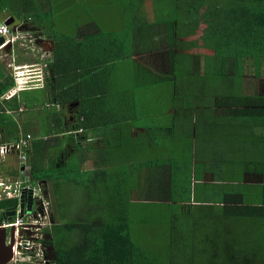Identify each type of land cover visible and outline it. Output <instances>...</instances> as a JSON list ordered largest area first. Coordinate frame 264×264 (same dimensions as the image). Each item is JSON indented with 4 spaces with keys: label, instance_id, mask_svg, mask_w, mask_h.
<instances>
[{
    "label": "trees",
    "instance_id": "trees-1",
    "mask_svg": "<svg viewBox=\"0 0 264 264\" xmlns=\"http://www.w3.org/2000/svg\"><path fill=\"white\" fill-rule=\"evenodd\" d=\"M179 1L183 2L180 9L191 8L185 13L188 17H179V20L178 17H171V20H177V24L176 28L169 31V35L165 25L170 18L162 21L163 27L159 26L160 29H157L159 36L161 34L164 35L163 38L168 39L169 49L166 54L169 53V61L166 60V72L149 69L133 59L136 53L161 49V46L155 43L148 50L135 46L134 38L129 32L136 28V16L140 15L142 7V3L138 7L135 0H118L122 4L134 5L130 7L123 4L124 8L129 7L130 12L129 15L123 9L122 13L123 22L131 20L128 26L132 29L128 31L124 28L128 34V42H120L115 36L109 37L110 41L107 43H102V35L72 41L79 45L77 49L83 53L78 52L80 55H87L86 57L96 62L92 64L87 59L81 60L80 64L87 68L88 76L103 68L107 56L108 65L121 63L128 66L129 70H139L142 76L136 78V75L132 74V78L141 87L162 85L171 89L170 92H165L166 97L171 98L170 104L161 109L156 119L162 114L173 118L172 126L163 125L161 131L164 140L168 139V142L175 146L170 151L161 146L159 149L168 151L165 153L150 147L146 149L138 139L145 133L150 135V128L138 136L125 135L130 130L127 129L128 124L112 119L107 124H99L100 120L91 126V130H105L107 135L102 136L98 140L99 143H92L87 148V151L96 153L92 156L96 167L91 169V178L88 180H77L74 177V181H70V176L62 178L64 173L61 176H47L49 169L42 171L41 167L37 166L38 163L33 164V179L46 181L47 188L51 186L48 182L64 180L62 182L68 186L74 182L87 205L84 207L85 211L69 216L63 214L64 210L56 199V215L50 200L54 223L47 228L46 246L54 248L55 258H49V264H264L263 249L256 244L258 238L253 240L252 233L255 225L264 222V201L256 203L260 199L254 195L247 197V193L241 191L234 195L235 191L232 190L231 194L211 202V198L198 197L199 192L197 188L194 189L192 178L187 175L193 157L189 138L199 139L196 140L197 147L202 144L196 130L195 115L203 109L205 111L198 115L199 118L212 116L215 112L232 113L233 100L230 103L220 100L223 90L225 95H230L238 88L237 94L244 99L239 102L242 108L244 106L243 111L261 117L260 127L264 135V79L261 77L264 65V0H178L177 5L180 4ZM32 6L34 3H31ZM21 9L16 0H0V18L1 15L7 14L14 17V13L21 12ZM41 16L47 17L36 10L29 12L24 19L33 20L31 24L34 25L36 21L40 22ZM195 21L196 24H206L202 31L198 30L200 24L190 30L189 23L193 24ZM180 29L187 32L184 37H187L188 41L192 34L200 36L190 41L194 42L192 44L187 40L182 41L178 35ZM113 35H116V31L108 36ZM175 36L180 43L173 41L176 40ZM187 46L190 49L201 48L208 51L202 60L203 64L201 63L205 66L204 77L209 81L203 90L185 81V78L196 76L190 70L187 55L183 51ZM60 57L66 65L73 61L71 53L63 52ZM54 58H51L52 62L46 61V79H49L47 87L50 88L52 77L57 79L55 72L58 62ZM248 66L253 67V72L249 71ZM49 71L51 77L48 76ZM251 74L252 78L249 76ZM249 78L254 80L253 90L248 85ZM83 80L88 81L89 78L85 75ZM109 88L110 86L107 89ZM134 118L139 120L138 111ZM87 122L88 120L84 119L77 120L73 129L67 131L70 133L64 136L63 141L61 139L62 156H55V151L49 150L48 161L60 157L58 163H66V154L69 148H72L73 142L75 146H79L84 140V135L85 140L87 139ZM139 126L141 127L140 122L136 121L133 127L137 129ZM68 138L74 141L69 142ZM181 140L188 143L189 149L184 148L177 152ZM53 141L55 142L54 139H48L49 148ZM154 156L156 157L153 158ZM86 159L88 161V158ZM84 160L85 158H82L79 164H83ZM73 166L69 165L72 171L76 170L72 174L76 176L74 174L82 169L79 165L75 168ZM15 204V200L2 201L0 209ZM161 205L171 213L181 209L177 216L180 221L176 217L170 226L168 225L170 232L166 240H170L169 245H165L164 249L158 248L157 250L163 249L160 252L155 248L154 252L149 247L152 244L149 245L146 239L139 240L137 234L141 232L136 225V216L140 213L146 214L155 206ZM57 218L66 220V223L63 224L60 238L55 240L52 232L53 228L60 224ZM148 223L147 218L141 222L143 226ZM193 228L198 232L201 229L209 230L204 242L187 243L192 239L189 230Z\"/></svg>",
    "mask_w": 264,
    "mask_h": 264
},
{
    "label": "crops",
    "instance_id": "crops-1",
    "mask_svg": "<svg viewBox=\"0 0 264 264\" xmlns=\"http://www.w3.org/2000/svg\"><path fill=\"white\" fill-rule=\"evenodd\" d=\"M37 1L40 2V5L37 7V12H41L43 16L49 17L48 20H45L41 16L42 21H36V24L32 25L33 23L31 24V22L33 20L29 21L28 19H23L22 21H17L15 16L12 17L8 14L5 16L1 15L0 18V22L7 19H14V22L9 25L12 29L17 26H19L21 30L25 28V26L29 29V27L32 26V29L35 31L34 34L38 38L37 43L40 45L41 52L45 55L47 54V57L43 56V58H45L44 60L39 61L37 58L38 51L32 49V52L30 48L25 49L19 44L10 46L4 51H0V149L4 146L11 148L8 153H1L0 150V169L2 170H0V183L2 184L0 190L4 195L5 186H14L15 181H22L26 177L29 181L28 185L32 187V192L27 190L22 191L21 196L16 197L17 199L15 197H2L3 195H1L2 198H0V202L15 200L16 204L6 208L7 210L0 209V221H7L6 219L10 217L6 215L8 209L14 210L15 215L17 214V210H19L20 216H23L24 212H28L31 216L38 218L37 214H40L43 200H49L50 202V192L49 187L47 188V184L45 185V183H47L46 181L33 179V164L38 163L37 166L41 167L42 171L47 170L46 164L49 162V150L55 151V156L56 152L62 155L63 146L61 139L63 141L64 136L70 133L67 131L73 129L77 120H88V137L85 140L86 135H84L83 142L92 144L96 142L99 143L98 140L102 136H106L107 133L105 130L101 131V129L99 131H94V129L91 130V126L102 119L104 121H110L111 119L105 115L101 116L100 112L96 111V106L101 96V90L94 86L95 81L106 84L108 82L110 83V79H96L94 82L90 83V78L92 75H96V73L93 71V74L88 76L87 68L80 64L83 59H87L88 62L92 64L96 62L86 57L87 55H81L82 57L80 56L79 59H76V65L70 68L68 66L71 65L70 63H68V65L63 63V59L60 57L61 53H56L60 50H71L73 52L78 50L77 48L79 45H76V43L74 44L72 41L87 39L86 37L83 38L84 34L91 30L95 21L90 23V28L87 32L84 29L83 33L80 35L78 32L75 38L65 36L64 33L58 34L57 31H54V28L48 26V23L51 25L52 21L55 20L57 16L63 15V12L68 10V6L65 5L67 2L70 3V6L74 3L69 0L61 4L60 1L53 2V0H42L43 3H46V7H43L41 1ZM112 32L114 31L111 30V33ZM102 37L104 36L102 35ZM165 39H167V37ZM166 43L168 46L166 45L167 47H163ZM163 46V48L159 50L158 55L159 57L163 56L164 59L159 58L156 60H158L159 65H161L159 69L161 68L162 71L166 72L165 70L168 69V63L165 58L167 56L166 52L169 49L168 39ZM149 55L156 57L153 51H149L136 53L133 59L139 64H145V66L150 69L152 67H149L146 63L143 64L141 60L144 56L147 57ZM5 56H9V61L4 59ZM137 56L140 58H137ZM19 57H21V59ZM53 57H55L54 60L58 62L56 63L55 72L57 79L55 76L52 77L53 83L51 88L47 87V83H49L48 78L46 79V87L44 89L32 90L23 88V86L28 85L23 83L20 79H16L14 66L20 63L16 64L15 59L18 60L19 58L23 62L22 64L37 62L42 66L45 65L48 60L52 62L53 60L51 58ZM104 61L105 64L102 66L108 67L107 56H105ZM157 71L159 70L157 69ZM262 71L263 74L261 77L264 79V65ZM134 72L136 73V77L142 76L139 70H135ZM48 74V76L51 77L50 71ZM85 75L89 78L88 81L83 80V78L85 79ZM249 76L252 77L253 75L251 74ZM253 82L254 80L250 79L248 84L251 90L254 89ZM108 91L109 89L106 93H108ZM232 104V113L215 112V114H211L212 116L203 118H199L195 115L197 134L202 133L201 135L203 136H210V139L207 137H200L202 139V144L197 147L196 140L199 139L196 137L193 139L189 138L190 147L193 149V157L189 163L190 168H188L187 175L192 178L194 189L197 188L199 192L198 197L200 198H211V202H213V199L223 198L225 195L231 194V191L234 190V195L241 191L247 193V197L254 195L257 199H260L256 203H260L261 200L264 201V135L260 127L261 117H255L253 113L250 115L249 112L243 111L244 106L242 108V104L238 101H232ZM28 115L34 116V121L32 122L33 130L26 129L28 126L27 122L30 119ZM133 117L134 114L132 115V113H129L127 118L120 115L116 118L115 122L119 120L123 124H131L132 121H139L135 118L133 119ZM172 120L173 118L169 115L162 114L150 128L156 127V129L153 130L154 132L151 131V134L148 135V137H151L152 140L155 141V144L157 142L159 143L158 147L161 145L168 151L174 149L175 144H170L168 139L163 140L162 144L156 137L160 136L159 131L162 133L161 127L163 125L172 126ZM129 129L130 130L125 133V135L132 134L138 136L146 132V129L142 126H139L137 129L136 127L130 126ZM173 131L174 129L171 130V132ZM28 135L31 136L30 139L27 138ZM198 136L200 135L198 134ZM258 136L263 137L259 138ZM48 139L55 140V142L53 141V143L50 144V148L48 147ZM24 140L29 141L28 147H21L22 143L25 142ZM72 141L74 140L72 139ZM73 145H75L74 142ZM76 145L78 144L76 143ZM147 146L151 147L149 144H147ZM14 149L15 151H13ZM158 150L164 153L168 152L159 148ZM23 154L27 156L25 168L27 174L25 176L21 159ZM89 158L90 154L86 162L90 161ZM55 159H57V157H55ZM43 164L45 167L42 166ZM35 183H39L40 187L36 188ZM43 185L45 187L42 188ZM40 193H42L43 196H41ZM23 195L25 208L22 210L21 198ZM31 200L33 201L32 208L29 209L28 206ZM10 218H13V216ZM5 232V245L10 246L13 231L5 229ZM43 233L45 235L44 242L46 244L47 227L43 230ZM23 264L35 263L26 261V263L23 262Z\"/></svg>",
    "mask_w": 264,
    "mask_h": 264
},
{
    "label": "rangeland",
    "instance_id": "rangeland-1",
    "mask_svg": "<svg viewBox=\"0 0 264 264\" xmlns=\"http://www.w3.org/2000/svg\"><path fill=\"white\" fill-rule=\"evenodd\" d=\"M43 7H46V3H43L42 0H40ZM60 1L61 3L66 2L67 0H53V2ZM73 2L74 4L70 6V3L67 2L65 5L68 6V10L63 12V15L57 16L55 20L52 21L51 25L48 23L49 27L54 28V31H57L58 34H65V36L68 37H74L78 35V32L80 35L83 33L84 29L87 30L90 28V23L94 22V25H92L91 30L88 33L84 34L83 38H92L96 37L97 35H105L104 37L101 38L102 43H107V41H110L108 39L109 37H115L119 39L120 42H128L127 38V32L124 30V28L128 31H130L132 28H129L128 24L131 22L129 20L127 23L122 21V13L123 9L130 15V12H128L130 6L133 7L134 5L130 4H124L126 5L125 8L122 3L118 2V0H69ZM122 1V0H121ZM138 4V7H141V13L137 17V26L134 30L130 31L129 34L134 38V43L135 46H139L145 49H150L153 44L155 43L157 46L167 47V43L164 45L165 42H167V39L163 38L164 35L160 36L157 33V29L160 27H163V22L167 18H170L168 20L167 25L165 27L168 29V35L169 31L173 30L176 28L177 20H179V17L184 18L185 16L188 17V15H185V13H188V8L191 10L190 7L185 8V9H180V6L183 4L182 1H179V5L176 4L178 0H135ZM16 2L21 5V12L14 13L16 20L22 21L29 12H34L40 5V2L36 0H16ZM31 3H34V6L31 7ZM176 4V5H175ZM45 5V6H44ZM60 7V6H58ZM29 10V12H28ZM11 14H9L10 16ZM132 15V14H131ZM193 15V14H192ZM194 16V15H193ZM171 17L175 18L178 17L177 20H171ZM191 17V16H190ZM45 20H48L49 17L44 18ZM9 19L5 20L4 22L6 23ZM181 23V21H180ZM190 22L189 27L190 30L192 28H196L199 26V24H196L197 22H193L191 24ZM205 23L200 24V28H198L199 31H202V29L205 27ZM19 28V26H18ZM122 28V29H121ZM20 29V28H19ZM160 29V28H159ZM21 30V29H20ZM111 30L116 31V35L113 36H108L107 34L111 33ZM24 33H28L32 36H36L34 33L35 31L32 29V26L28 27L25 26L21 30V32L18 34V41L19 45L24 47L25 49L28 47L34 50L38 51L37 58L39 61L44 60V57H47V54H43L41 52V48L38 45L39 43H33L29 44L27 42V39L25 38L26 35ZM187 32L185 30L180 29L179 31V37L183 40H189L184 37ZM200 36V34L195 35L192 34L190 37V41H194ZM176 37L175 41L176 43H180L179 39ZM173 38V37H172ZM38 39V38H37ZM189 43H194L190 42ZM27 42V43H25ZM17 43H15L16 45ZM167 45V46H166ZM163 46V47H162ZM192 46V45H190ZM8 48V47H7ZM185 51L184 53L187 55V62L189 65L190 70L192 73L196 76L193 78H185V81L187 84L191 86H198L202 90L204 89V86L209 84V81L204 77V69L205 66H202L201 63L203 64V58L204 56L208 53L207 50L201 49V48H192L190 49L189 46L185 47L183 49ZM33 52V51H32ZM63 52H69L73 55L71 59L73 60L71 63V67L76 65V59H79L81 56L78 52H81L79 49L76 50L75 52L71 50H60L57 51L56 53H63ZM155 56H144L142 60V63H146L149 67H152L155 70H162L161 68L159 69V61L156 59H164L163 56L159 57L158 51H154ZM82 53V52H81ZM83 54V53H82ZM169 54V53H168ZM167 54V55H168ZM182 54V52H181ZM39 55V56H38ZM3 57V55H2ZM76 57V59H75ZM152 57V58H151ZM21 59V57H19ZM18 58L15 59V63H20L18 66H23V65H32V64H37L36 63H26L22 64L23 62ZM137 58H140L137 56ZM4 59L9 61V56H5ZM165 60L169 61V58L166 56ZM6 61V63H7ZM48 64V63H47ZM145 65V64H144ZM251 72H253V67L248 66ZM132 74L136 75L134 70H129L128 66L122 65L119 63L118 65H109L108 67H103L101 70H98L96 75H92L90 78V83L94 82L96 79H103V80H108L110 79V83H94V86L98 89L101 90V96L100 100L97 103V110L100 112V115L103 116H108L112 120H116L117 117L120 115H123L124 118L128 117L129 113L136 114V111H138V117H139V122L142 127L145 129L151 128L153 126V123L156 121V117L158 116L157 114L161 111V109H164L167 105L170 104L171 98L166 97L165 92H170L171 89L162 86V85H157L155 87H141L137 83L136 80H133ZM253 77V76H252ZM251 77V78H252ZM137 78V77H136ZM250 79V78H249ZM110 86L108 93L105 95L107 92V88ZM211 86V85H209ZM82 90V89H81ZM80 90V91H81ZM82 93V92H81ZM238 93V88L231 92L230 95H225V91L223 90V95L221 96L220 100L221 101H227L230 103V101H238V102H243L244 99L243 97H239L240 95ZM205 110H201L200 113H203ZM190 112V111H189ZM191 113V112H190ZM199 112H193V114H197ZM200 113L198 115H200ZM196 115V116H198ZM30 117L28 123V126L26 127L27 130H33V125L32 122L34 121V116L28 115ZM134 119V117H133ZM36 120V119H35ZM44 122V121H43ZM109 121H104L101 120L99 124H107ZM136 125V122H133L131 124H128L127 129L131 126L133 127ZM111 128V127H109ZM156 127L152 129H148L149 131L155 130ZM201 138L207 137L210 139V136L207 135H201L202 133H198ZM149 134L145 133L143 136H141V139H138L144 148L149 149L147 144L151 145L150 148L154 149L155 151L158 150V148L161 147V145L158 147L159 143L157 142L155 144V141L152 140L151 137H148ZM159 137H156L157 140L160 142H163L164 140V135L163 133H159ZM156 140V141H157ZM68 141L71 142L68 138ZM91 144L88 142H82L79 144V146L72 145V148H69L68 153L66 154V163H58V159H54L49 161L46 164V169L50 172H47V176H61L62 173L64 175L62 178L65 176H70V181H74V177L78 180L81 178V180H88L90 177L91 169L96 167V164L94 163V160L92 159L93 154L95 155V152L87 151V148H89ZM189 147L188 143L182 142V140L178 143L177 146V152H181L184 148L187 149ZM189 149V148H188ZM58 153L57 155H59ZM63 154V153H62ZM90 154V161L86 162V158H88V155ZM153 154V153H152ZM154 156L153 158H155ZM82 158H85L83 162H86L81 165L79 162L81 161ZM80 159V160H79ZM58 163V164H57ZM69 165H74L73 168L76 166L80 167L82 170L77 171L78 173H75L73 176V172ZM44 166V164L42 165ZM56 166V167H55ZM45 167V166H44ZM142 173V172H141ZM45 177V176H44ZM64 181V180H62ZM48 182L49 186V192H50V200L53 203V209L55 210V214L57 215L58 209L54 207L55 200L57 199L58 204L60 203L61 208L63 211V214L69 215L74 214V213H79L80 211H85L84 207L87 205L84 203V198L83 195L81 194L82 192H79L76 189V186H74V182L68 186V184H64V182ZM40 184H35V187L38 188ZM41 196H43L42 193H40ZM155 210V211H154ZM181 209L178 210L176 209L174 213H171L170 210H165V208L161 205L155 206L152 211H147L146 214L140 213V215L136 216L137 219V227L140 229L139 234L137 236L139 237V240H145L147 243L152 244L151 247L154 252L155 248L157 252H160L161 250L164 249V246L169 245L170 240L168 239L167 235L170 232L168 229V225L170 226V223L178 216L180 213ZM144 218H147L149 223L147 225H142L141 222ZM177 220L180 221L177 217ZM60 221L59 226H55L53 228V234L55 240H58L60 238V234L63 229V224L66 223V220L62 221L57 218V222ZM54 223V222H53ZM52 223V224H53ZM59 223V222H58ZM51 225V222L50 224ZM48 225V226H49ZM197 228V227H196ZM196 228L190 229L189 232L192 235V239L189 240L187 243L188 244H193L194 242H204L206 240V236L209 232L207 229H201L198 232ZM241 231V230H240ZM253 233V240L256 238V244L258 246H261L263 249V255H264V222H260L257 225L254 226L252 229ZM167 237V238H166ZM260 237V238H259ZM260 239V240H259ZM260 241V242H259ZM259 242V243H258ZM184 243V244H187ZM163 247L161 250H157L158 248ZM182 250L184 247H181ZM176 249V248H175ZM166 256H170V254H166Z\"/></svg>",
    "mask_w": 264,
    "mask_h": 264
},
{
    "label": "built area",
    "instance_id": "built-area-1",
    "mask_svg": "<svg viewBox=\"0 0 264 264\" xmlns=\"http://www.w3.org/2000/svg\"><path fill=\"white\" fill-rule=\"evenodd\" d=\"M20 32L21 30L18 26L12 29L11 26L7 25L4 21L0 22V39H4L3 43L0 45V51H4L7 47L14 46L15 43L19 44L17 41L19 39L18 34ZM24 34L26 35L25 38L29 44L37 43L38 39L36 36H32L28 33ZM46 67V63L42 66L39 63L23 66L15 65V77L17 80L20 79L23 83L28 85L23 86V88H38L42 86ZM27 138L30 139L31 136L28 135ZM17 146L20 148L19 145ZM21 147H28V142H23ZM10 150L11 148L7 146L1 148L2 153H6ZM21 159L24 166L23 173L25 176L27 174L25 171L27 164L26 154H23ZM28 183V179L24 178L22 181L16 182L14 186H5V194L3 195L0 190V198L20 197L22 191L25 190L32 192V187H30ZM0 186H2L1 183ZM1 195L3 196L1 197ZM42 203L40 214H37L38 218L31 216L28 212H24L23 216H20V211L17 210V214L13 218H7V221H0V229L5 228L9 231H13L14 233V243L12 246L13 257L9 264H23V262L26 261L35 264H48L50 255L48 252L49 246H46L44 242L45 235L43 230L52 225L53 213L51 203L48 200H43ZM50 222L51 225H49Z\"/></svg>",
    "mask_w": 264,
    "mask_h": 264
},
{
    "label": "water",
    "instance_id": "water-1",
    "mask_svg": "<svg viewBox=\"0 0 264 264\" xmlns=\"http://www.w3.org/2000/svg\"><path fill=\"white\" fill-rule=\"evenodd\" d=\"M14 22V19H10L6 22L7 25H10ZM4 39H0V45L3 43ZM21 208L23 210V208H25V203H24V195L21 198ZM32 203L33 201L31 200V202L29 203L28 208L31 209L32 208ZM7 216H14L15 215V211L8 209V211L6 212ZM5 241H6V232L5 229H0V264H7L8 262L11 261L12 259V246L14 243V233L12 235V241H11V245L10 246H6L5 245ZM48 252L50 254H53V257H55L54 254V248L53 247H48Z\"/></svg>",
    "mask_w": 264,
    "mask_h": 264
},
{
    "label": "bare ground",
    "instance_id": "bare-ground-1",
    "mask_svg": "<svg viewBox=\"0 0 264 264\" xmlns=\"http://www.w3.org/2000/svg\"><path fill=\"white\" fill-rule=\"evenodd\" d=\"M18 139V138H17ZM19 141V140H18ZM23 141V140H22ZM25 141V140H24ZM27 142H29V141H27ZM5 143V142H4ZM16 143V142H15ZM2 144V143H1ZM18 145V144H17ZM9 146H11V145H9ZM16 146V145H15ZM5 147V146H4ZM1 150V149H0ZM13 151H15V149L13 150ZM28 151V150H27ZM2 153V152H1ZM8 153V152H7ZM23 153V152H22ZM1 170V169H0ZM2 171V170H1ZM30 174V173H29ZM1 176V175H0ZM20 177V176H19ZM27 178V177H26ZM32 178V177H31ZM2 179V178H1ZM4 179V178H3ZM17 180V179H16ZM20 180V179H19ZM31 180V179H30ZM21 181V180H20ZM15 183H16V181H15ZM36 184V183H35ZM46 185V184H45ZM44 186V185H43ZM40 187V186H39ZM40 191V190H39ZM44 192V191H43ZM27 195V194H26ZM34 195V194H33ZM30 197V196H29ZM16 198V197H15ZM43 198V197H42ZM17 199V198H16ZM50 199V198H49ZM29 200V199H28ZM18 201V200H17ZM49 201V200H48ZM18 203V202H17ZM42 204V203H41ZM52 204V203H51ZM18 205V204H17ZM20 206V205H19ZM18 209V208H17ZM7 210V209H6ZM16 210V209H15ZM30 211V210H29ZM5 215V214H4ZM14 217V216H13ZM2 218V217H1ZM8 218H10V217H8ZM8 233V232H7ZM10 234V233H9ZM11 239V238H10ZM26 263V262H25Z\"/></svg>",
    "mask_w": 264,
    "mask_h": 264
},
{
    "label": "clouds",
    "instance_id": "clouds-1",
    "mask_svg": "<svg viewBox=\"0 0 264 264\" xmlns=\"http://www.w3.org/2000/svg\"><path fill=\"white\" fill-rule=\"evenodd\" d=\"M38 45H39V44H38ZM43 79H44V80H43V82H42V86H41V87H38V88H32V90H35V89H37V90H38V89H44V88L46 87V84H45V82H46V77H44ZM49 254H50V253H49ZM12 257H13V254H12ZM49 258H50V256H49ZM10 262H11V261H10ZM10 262H9V263H10ZM49 262H50V261H49ZM49 262H48V264H49ZM9 263H8V264H9Z\"/></svg>",
    "mask_w": 264,
    "mask_h": 264
},
{
    "label": "flooded vegetation",
    "instance_id": "flooded-vegetation-1",
    "mask_svg": "<svg viewBox=\"0 0 264 264\" xmlns=\"http://www.w3.org/2000/svg\"><path fill=\"white\" fill-rule=\"evenodd\" d=\"M57 154H58V153L56 152V155H57ZM59 156H60V154H59ZM45 184H46V183H45ZM43 187H45V186H42V188H43ZM49 256H50L51 259H54V258H55V257H53V254H50Z\"/></svg>",
    "mask_w": 264,
    "mask_h": 264
}]
</instances>
